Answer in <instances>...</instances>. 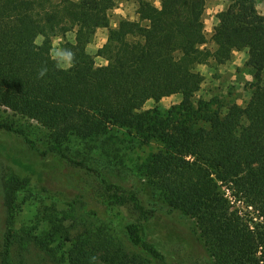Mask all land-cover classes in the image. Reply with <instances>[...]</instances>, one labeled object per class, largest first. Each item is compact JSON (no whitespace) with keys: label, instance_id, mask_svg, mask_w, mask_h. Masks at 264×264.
I'll use <instances>...</instances> for the list:
<instances>
[{"label":"trees","instance_id":"trees-1","mask_svg":"<svg viewBox=\"0 0 264 264\" xmlns=\"http://www.w3.org/2000/svg\"><path fill=\"white\" fill-rule=\"evenodd\" d=\"M115 1L0 0V107L13 117L0 120V133L22 141L37 158L52 157L94 174L99 185L93 211L83 195L51 194L29 172H20L17 164H24L13 156L17 164L1 179L0 264H13L16 201L23 192L56 198L70 215L85 210L105 219L94 238L88 233L78 242L69 264H171L166 251L148 238L158 212L125 184L64 152L68 144L88 143L115 130L158 144L141 171L170 211L191 220L204 253L195 264H264V14L256 11L259 0H226L211 35L213 51L204 48V0H158V8L136 0L138 20H121L112 28L108 13ZM99 29L107 30L95 54L102 66L86 52ZM68 32L74 41L65 42L62 51L72 54V63L63 69L50 51L52 39ZM242 50L256 81L252 97L197 126L191 99L203 76L196 66L224 64ZM176 94L180 104L165 115L156 107L142 110L149 100ZM21 121L38 124L53 147L41 148L18 125ZM238 205L253 209L257 220ZM106 224L124 241L109 236ZM174 249L181 256L183 249Z\"/></svg>","mask_w":264,"mask_h":264},{"label":"rangeland","instance_id":"rangeland-1","mask_svg":"<svg viewBox=\"0 0 264 264\" xmlns=\"http://www.w3.org/2000/svg\"><path fill=\"white\" fill-rule=\"evenodd\" d=\"M145 1L159 7L158 0ZM204 2L202 19L207 39L204 48L213 51L215 47L211 35L217 24L216 16L226 9L228 3L226 0ZM137 8L136 0H116L114 8L108 13L110 26L116 27L121 20L137 21ZM255 8L258 14L263 15L264 0L257 1ZM106 35V29L97 30L92 41L86 46V52L94 56L96 66L105 64L101 58L95 57V54L105 43ZM41 41L42 38L38 37L35 42L39 45ZM73 41V32L53 38L51 57L53 58L56 51H62L65 42ZM247 60V50H242L233 52L230 60L224 64L210 62L196 66V71L203 76L199 91L191 99L197 112L196 118L192 120L197 126H206L203 119L215 112L222 113L231 105L243 107L247 104L256 83L252 69L246 64ZM56 62L58 64L57 60ZM260 84L264 86V71ZM181 100L179 94L163 98L159 102L149 100L142 110H152L156 107L165 115L166 111L178 106ZM0 120L12 121L13 117L8 110L0 107ZM18 125L23 127L41 148L53 147L47 141L44 130L35 122L21 121ZM157 148V143L143 144L137 138L127 135L125 131L115 130L88 143L68 144L64 152L73 160L104 174L110 181L123 183L134 190L151 209L158 212L157 220L148 230V238L166 251L171 264H195V260L202 259L204 253L192 234L191 220L176 211H170L157 193L153 192L141 171L143 164ZM13 156L24 164L21 166L16 163L20 172H29L51 194L62 192L65 195H83L88 206L92 208L90 210L94 211L93 199L99 188L94 174L52 157L37 158L29 152L22 141L0 133V251L4 237L1 179L8 166L16 165L12 160ZM16 202L15 229L18 233L11 250L13 264H69V256L74 252L78 242L88 233L94 238L102 224L106 222L101 215L97 219L85 210H77L75 215H70L69 208L62 201L44 193H19ZM238 208L257 220V214L253 209L242 205H238ZM105 226L109 236L115 240H123L116 228L108 227L107 224ZM176 246L183 249V252H180L181 256L175 251Z\"/></svg>","mask_w":264,"mask_h":264},{"label":"clouds","instance_id":"clouds-1","mask_svg":"<svg viewBox=\"0 0 264 264\" xmlns=\"http://www.w3.org/2000/svg\"><path fill=\"white\" fill-rule=\"evenodd\" d=\"M53 59L58 61L57 66H65V67H70L72 63V54L68 51H56ZM46 69L42 70L40 72V76L45 75Z\"/></svg>","mask_w":264,"mask_h":264}]
</instances>
